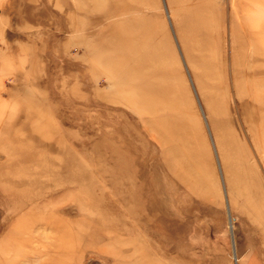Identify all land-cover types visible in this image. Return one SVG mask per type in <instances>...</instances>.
<instances>
[{
	"label": "rangeland",
	"instance_id": "rangeland-1",
	"mask_svg": "<svg viewBox=\"0 0 264 264\" xmlns=\"http://www.w3.org/2000/svg\"><path fill=\"white\" fill-rule=\"evenodd\" d=\"M257 92L264 0H0V264H264Z\"/></svg>",
	"mask_w": 264,
	"mask_h": 264
},
{
	"label": "bare ground",
	"instance_id": "bare-ground-1",
	"mask_svg": "<svg viewBox=\"0 0 264 264\" xmlns=\"http://www.w3.org/2000/svg\"><path fill=\"white\" fill-rule=\"evenodd\" d=\"M130 36V35H129ZM140 39V38H139ZM125 41H126V43L127 44H129V43H131L132 42V40H131V38L129 39L128 38V36H127V38L125 39ZM130 41V42H129ZM157 44H159V43H157ZM156 44V45H157ZM133 45L131 44V47H132ZM158 46V45H157ZM157 48V47H156ZM139 49V48H138ZM155 49V48H154ZM153 53V52H152ZM157 54V53H156ZM155 54V55H156ZM152 56H154V54L152 55ZM157 61V60H156ZM154 65V64H153ZM152 65V66H153ZM133 66V65H132ZM123 67H126V64L123 66ZM127 68V67H126ZM125 68V69H126ZM120 70H121V68H120ZM258 82V81H257ZM259 84V83H258ZM260 85V84H259ZM258 85V86H259ZM250 87H252V86H250ZM251 89V88H250ZM251 91V90H250ZM262 91V90H261ZM251 93V92H250ZM261 93V92H260ZM260 93L259 92H257V93H255V94H253L254 95V97H257V100L259 101V103H261L260 105L261 106H263L264 107V99H262V100H260V98L261 97H259L260 96ZM5 94V93H4ZM3 94V95H4ZM168 94V93H167ZM252 94V93H251ZM262 94H263V92H262ZM153 95V94H152ZM252 95V96H253ZM258 95V96H257ZM161 100V99H160ZM162 104V103H161ZM174 105H176V104H174ZM173 105V106H174ZM148 111V110H147ZM150 111V110H149ZM148 111V112H149ZM181 116V115H180ZM182 117V116H181ZM167 122V121H166ZM184 123V122H183ZM172 134V133H171ZM173 136V135H172ZM175 137V136H174ZM189 141V140H188ZM168 142V141H167ZM178 142V141H177ZM190 149V148H189ZM189 168V167H188ZM19 191V190H18ZM17 191V192H18ZM49 191V190H48ZM15 195V194H14ZM39 197V196H38ZM47 197V196H46ZM14 199V198H13ZM15 199H16V197H15ZM37 204V203H36ZM30 205V204H29ZM17 208V207H16ZM53 209V208H52ZM16 210V209H15ZM39 210H37V212H38ZM30 212V211H29ZM34 212H36V210L34 211ZM41 212V211H40ZM38 213V214H41V213ZM28 214V213H27ZM33 214V213H32ZM36 216H37V214H36ZM56 216V215H55ZM40 218V217H39ZM32 219V218H31ZM56 219H58L57 218V216H56ZM40 220V219H39ZM25 222V221H24ZM37 222H39V221H37ZM30 223V222H29ZM37 224V223H36ZM34 224H32V226H33ZM42 226H44V229H53V230H55L57 233H58V236L57 237H53L54 239L52 240L53 242L52 243H49L48 244V246H47V249H46V251H44V252H40V253H45V255H47V256H49L50 258H48V260L46 261V264H72L71 263V261L74 259V256H75V253H77V252H75L74 250H75V247L77 246V242H75V243H73L71 240L72 239H74V237L73 238H70L69 240H68V233H67V231H66V229H68L67 227H66V229L65 228H63V225H62V222H61V220H59L58 221V223H56L55 222V220H53V219H47V223H45V225L42 223L41 224ZM31 226V225H30ZM29 226V227H30ZM31 226V227H32ZM96 227V226H95ZM43 228V227H42ZM99 228V227H98ZM98 228H97V231L99 232L100 230H98ZM76 229V228H75ZM100 229V228H99ZM19 230V229H18ZM21 230V229H20ZM71 230H73V229H71L70 228V231ZM96 230V229H95ZM102 230V229H101ZM72 232V231H71ZM74 232V231H73ZM100 234V233H99ZM99 234H96V235H99ZM71 235H72V233H71ZM74 235H75V232H74ZM103 235V234H102ZM29 236V235H28ZM78 239V238H77ZM13 241H14V239H13ZM21 241V240H20ZM23 241V240H22ZM74 241V240H73ZM76 241V240H75ZM113 241V240H112ZM49 242V241H48ZM77 243V244H76ZM74 244H76V246L74 245ZM44 245H46V244H44ZM2 246V245H1ZM46 247V246H45ZM6 248V247H5ZM45 249V248H44ZM98 249V248H97ZM112 249V248H111ZM77 251V250H76ZM107 251V250H106Z\"/></svg>",
	"mask_w": 264,
	"mask_h": 264
}]
</instances>
